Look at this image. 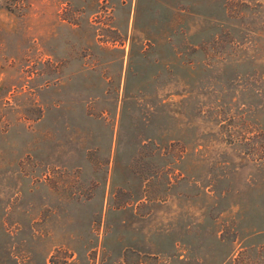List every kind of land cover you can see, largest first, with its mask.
<instances>
[{
  "label": "rangeland",
  "instance_id": "rangeland-1",
  "mask_svg": "<svg viewBox=\"0 0 264 264\" xmlns=\"http://www.w3.org/2000/svg\"><path fill=\"white\" fill-rule=\"evenodd\" d=\"M0 264H264V0H0Z\"/></svg>",
  "mask_w": 264,
  "mask_h": 264
}]
</instances>
